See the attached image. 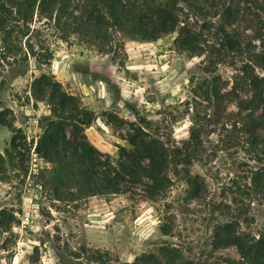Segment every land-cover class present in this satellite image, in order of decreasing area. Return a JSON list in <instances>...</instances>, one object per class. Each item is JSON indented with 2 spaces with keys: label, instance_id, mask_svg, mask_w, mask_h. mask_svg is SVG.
I'll return each instance as SVG.
<instances>
[{
  "label": "rangeland",
  "instance_id": "obj_1",
  "mask_svg": "<svg viewBox=\"0 0 264 264\" xmlns=\"http://www.w3.org/2000/svg\"><path fill=\"white\" fill-rule=\"evenodd\" d=\"M261 33L264 36V28ZM178 36L128 42L124 50L52 40L44 44L53 53L50 66L43 58L27 55L25 48L8 56L0 46V114L7 110L12 124L0 128V154L11 150L16 136L26 138L31 149L28 176L0 179V213L6 211L0 217V264H101L97 259L134 264L143 255H157L160 264H223L240 256L235 247L214 250L216 227L237 222L240 233L264 234V200L252 193L245 197L243 188L250 171L260 165L247 161L241 146L228 145L227 140L213 146L206 166L195 163L172 176L167 197L158 203L148 201L141 188L127 195L63 203L41 186L40 172L49 165L35 148L42 134L40 121L50 115V107L33 98L34 78L54 75L95 115L86 135L113 161L120 149H131L128 133L142 120L160 131L172 130L182 144L190 137L191 121L176 107L190 96V80L203 58L180 52ZM256 44L264 47V38ZM220 74L231 80L235 70L223 66ZM108 113L123 122L111 123ZM189 180L201 184L200 199L191 198ZM8 215L14 218L7 226ZM163 248L177 251L165 259L160 256Z\"/></svg>",
  "mask_w": 264,
  "mask_h": 264
},
{
  "label": "trees",
  "instance_id": "obj_2",
  "mask_svg": "<svg viewBox=\"0 0 264 264\" xmlns=\"http://www.w3.org/2000/svg\"><path fill=\"white\" fill-rule=\"evenodd\" d=\"M263 28L264 0H0V46L8 56L26 51L50 66L53 53L44 44L52 40L124 50L128 42L153 43L178 33V50L203 58L190 80V96L176 107L191 121L189 139L178 144L172 130L160 131L142 120L128 133L131 149H120L116 161L86 135L95 115L54 75L35 77L33 98L50 107V115L40 121L42 134L35 148L49 165L40 172L42 188L63 203L127 195L141 188L148 201L158 203L167 197L172 176L195 163L206 166L213 146L227 140L228 145L241 146L247 161L260 165L250 171L243 188L245 197L253 194L264 200V47L256 44L263 43ZM223 66L235 70L231 80L221 76ZM7 113L0 114V128L12 127ZM107 117L111 123L123 122L115 114ZM30 152L26 138L16 136L11 150L0 154V179L28 176ZM189 184L191 198L200 199L201 184ZM8 216L7 226L14 218ZM213 246L237 249L240 259H224L223 264H264V234L240 233L237 222L216 227ZM176 251L163 248L160 256L167 259ZM157 258L143 255L134 264H160Z\"/></svg>",
  "mask_w": 264,
  "mask_h": 264
}]
</instances>
